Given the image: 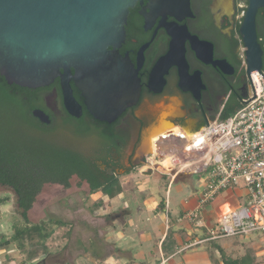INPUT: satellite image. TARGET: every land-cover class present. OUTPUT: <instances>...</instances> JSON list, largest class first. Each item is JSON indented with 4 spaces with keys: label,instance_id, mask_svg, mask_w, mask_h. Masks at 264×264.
Returning <instances> with one entry per match:
<instances>
[{
    "label": "flooded vegetation",
    "instance_id": "1",
    "mask_svg": "<svg viewBox=\"0 0 264 264\" xmlns=\"http://www.w3.org/2000/svg\"><path fill=\"white\" fill-rule=\"evenodd\" d=\"M252 33L261 48L264 75V0L139 1L130 10L126 39L118 48L138 70V101L113 122L102 121L90 114L76 88L79 98L73 94L82 113L75 117L65 107L57 79L51 86L40 88L41 108L23 107L22 119L18 106L0 105V150L4 145L19 154L18 137L26 144L23 150H31L36 136L33 124L38 119L34 113L41 110L50 120L43 123L38 119L42 139L71 153V162L66 164L72 172L70 184L77 181L92 191L94 182L104 188L137 170L148 173L143 168L150 151L140 155L148 138L153 150L154 140L163 134L176 127L203 126L237 108L249 95L252 81L245 67V41ZM143 47L146 49L139 65ZM171 51L174 55L169 60ZM4 81L0 73V86ZM8 86L17 93L21 88Z\"/></svg>",
    "mask_w": 264,
    "mask_h": 264
},
{
    "label": "water",
    "instance_id": "2",
    "mask_svg": "<svg viewBox=\"0 0 264 264\" xmlns=\"http://www.w3.org/2000/svg\"><path fill=\"white\" fill-rule=\"evenodd\" d=\"M139 1L0 0L1 75L8 85L32 90L59 79L66 109L80 117L74 84L94 118L113 122L140 97L138 70L118 51L130 10ZM245 46L248 75L262 73L261 48L253 33L251 39L246 36ZM145 49L139 52V65ZM173 55L171 51L167 58ZM34 114L50 123L43 111ZM148 152L145 141L140 155ZM144 175L151 177L152 172Z\"/></svg>",
    "mask_w": 264,
    "mask_h": 264
},
{
    "label": "built area",
    "instance_id": "3",
    "mask_svg": "<svg viewBox=\"0 0 264 264\" xmlns=\"http://www.w3.org/2000/svg\"><path fill=\"white\" fill-rule=\"evenodd\" d=\"M250 77V93L234 114H220L194 129L176 127L155 139L147 155L143 172L157 173L162 168L170 177L167 213L172 184L195 176L204 181L199 189L196 186L200 199L194 209L180 210L177 221L206 230L208 236L186 249L223 238L264 234V75L256 71ZM226 195L227 200L209 213ZM214 217L219 229L210 224Z\"/></svg>",
    "mask_w": 264,
    "mask_h": 264
},
{
    "label": "rangeland",
    "instance_id": "4",
    "mask_svg": "<svg viewBox=\"0 0 264 264\" xmlns=\"http://www.w3.org/2000/svg\"><path fill=\"white\" fill-rule=\"evenodd\" d=\"M18 141H20V147L23 149V145L26 144H22L23 142L19 137ZM164 172L162 168H159V172L150 177L137 170L129 176L122 177L120 183L123 194L114 199L104 191L89 192L87 186H79L77 181H73L68 189L59 185L45 186L33 209L29 212V219L33 225L45 222L53 235L45 242L49 253L41 254L34 263L42 261L44 264H76V259L80 254L87 253L89 250H102V243L99 244L98 241L103 239L110 241L114 237L130 234L133 239L139 242L140 238L137 233L139 230L152 234L157 233L159 237L161 228L164 229L166 222L155 216L156 214L148 213L146 205L147 200L154 199L155 196L159 198V205L162 199L168 201L167 192L170 177H165L159 181L160 177L165 176ZM203 184L204 181L199 176H195L191 180L180 179L172 184L167 215H170L171 219H175L180 210H185L187 213L193 210L200 199V195L193 193L192 189L196 186L199 189ZM0 198H9L10 200L9 204L0 205V235L3 234L7 238H11L15 235L14 226L21 227L25 224L21 219L17 198L13 191L0 186ZM225 200H227V195L225 199L216 202L209 209V213L217 209V205L225 202ZM124 207L129 209L132 214L127 216V212L122 210ZM160 211L166 212L163 209ZM117 217H120L122 222L126 220L130 227L124 229L117 225L118 230L111 233L109 225ZM214 224L215 217L211 225ZM215 226L220 228V224H215ZM38 241L37 238L35 242ZM218 241V246L224 247L227 254L233 257L249 254L258 261V264H264V234L223 238ZM24 243L26 245L25 250L20 249L17 244H12L5 251H1L0 264L5 263L7 255H11V253L17 256L19 261L17 264H30L27 261L26 252L30 249L31 241ZM207 246L209 251L216 254L215 250H211L210 244ZM217 257L220 261L222 260L220 254ZM78 262L77 264H89L85 257H80ZM212 263L214 264L213 260Z\"/></svg>",
    "mask_w": 264,
    "mask_h": 264
},
{
    "label": "trees",
    "instance_id": "5",
    "mask_svg": "<svg viewBox=\"0 0 264 264\" xmlns=\"http://www.w3.org/2000/svg\"><path fill=\"white\" fill-rule=\"evenodd\" d=\"M57 88L61 90L58 83ZM75 95L79 98V92L73 86ZM42 90L38 89H19V92L11 91L8 84L4 81L3 86H0V105L3 107L18 106L20 108V118L22 119L23 107L32 109L41 108L43 104ZM61 93V91H60ZM240 105L227 111L223 117H228L234 114ZM33 120V119H32ZM33 127L35 129V138H33L34 147L25 151L20 148L19 154L14 149H8L3 145L0 150V186L9 188L13 191L17 198V205L20 211L21 219L24 221V226H14L15 235L7 238L6 235H0V250L5 249L12 244L19 245L20 249L25 250L26 241H31L30 249L26 252L27 261L30 264H44L38 261L41 254H48L47 242L53 235L48 225L39 223L33 225L29 219V212L33 209L38 196L43 192L45 186L51 183L62 184L65 188H70V178L72 172L66 164L71 162V153L68 151H60L56 147L51 146L49 142L42 139L43 127L38 119L34 120ZM5 141V140H4ZM51 148H48L50 147ZM97 191L106 192L112 199L123 194V189L120 183L111 184L104 188L99 183H93L92 193ZM9 198H0V205L9 204ZM166 199H162L159 205L160 210H165ZM56 224V223H55ZM203 231V230H201ZM206 238L208 235L203 231ZM38 242H35L36 239ZM219 241H210L206 243L211 245V250L216 249L222 260L220 261L214 252L210 251L211 259L214 264H258V261L249 254L245 256L233 257L227 254L224 247L218 246Z\"/></svg>",
    "mask_w": 264,
    "mask_h": 264
},
{
    "label": "crops",
    "instance_id": "6",
    "mask_svg": "<svg viewBox=\"0 0 264 264\" xmlns=\"http://www.w3.org/2000/svg\"><path fill=\"white\" fill-rule=\"evenodd\" d=\"M191 179L188 178L186 180ZM192 190L193 193L198 194L199 192L195 187ZM158 199L155 196L154 199L147 200L146 211L156 214L155 216L166 222L164 229L162 230L161 228L159 237L157 233L152 234L139 230L137 232L140 238L139 242L133 239L130 234L122 237L118 236L117 238L114 237L110 241L103 239L98 241L99 244L102 243V250H89L87 253L80 254L76 259V264L80 261V257H85L89 264H162L164 260L167 261L166 264H213L206 243L186 249L195 240L202 238L205 235L203 231L206 230L200 231L193 229L192 226H188L186 223L181 224L177 221V217L171 219L170 215H167L168 213L159 210ZM110 201L112 202V200ZM122 210L127 212V216L132 214L125 207ZM213 222L211 221L210 224H213ZM117 225H120L124 229L130 227L126 220L122 222L121 218L117 217L109 225L111 233H115L118 230ZM146 244L148 245L146 246ZM5 249H1L0 253L5 251ZM213 250L216 251L217 257L219 252L216 249ZM13 254L7 255L5 263H3V260L2 263L17 264L19 262L17 256Z\"/></svg>",
    "mask_w": 264,
    "mask_h": 264
},
{
    "label": "bare ground",
    "instance_id": "7",
    "mask_svg": "<svg viewBox=\"0 0 264 264\" xmlns=\"http://www.w3.org/2000/svg\"><path fill=\"white\" fill-rule=\"evenodd\" d=\"M148 141V144H149V151H151L152 149H151V138L150 139H148V140H146V142ZM155 141V140H154ZM154 143V142H153ZM167 164V163H166Z\"/></svg>",
    "mask_w": 264,
    "mask_h": 264
}]
</instances>
